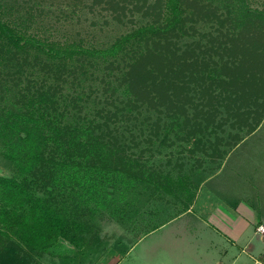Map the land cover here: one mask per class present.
Returning <instances> with one entry per match:
<instances>
[{"label": "trees", "instance_id": "trees-1", "mask_svg": "<svg viewBox=\"0 0 264 264\" xmlns=\"http://www.w3.org/2000/svg\"><path fill=\"white\" fill-rule=\"evenodd\" d=\"M14 1L0 0V94L6 95L11 87L18 98L12 107L0 108V134L11 135L13 141L5 156L25 171H31L43 158L45 165L55 164L56 149L68 144L70 149L60 166L71 177L83 169L98 175L106 171L126 174L133 182L151 183L153 174L143 177L138 160H132L126 149L143 142L153 144L161 127L165 133L158 145H171L173 142L167 144L170 135L176 132L178 140L191 136L194 148L199 149L200 140L194 136L201 133L203 125L207 128L215 121L221 125L223 120L251 133L264 116L263 9L257 10L248 29L232 36L230 43L235 46L227 48L226 54L241 56L233 63L223 62L216 51L208 53L206 44L201 49L207 34L198 40L191 36L198 22L224 26L228 21L227 15L222 18L223 14H218L217 6H211L217 0H77L80 4L92 1L86 6L92 10L103 5L100 11L116 22L131 23L102 46L60 32L53 37L73 19L76 6L65 12L58 9L53 19L50 10L54 5L38 2L36 8L40 15L44 13L41 37L28 34L20 22L4 17L5 4ZM134 11L140 12L143 20H134ZM225 11L228 16L234 13L229 3ZM230 22L233 31V20ZM59 35L68 38L61 40ZM21 77H27L28 82L24 90L16 91ZM8 82L13 83L8 86ZM29 95L32 101L23 108L21 102ZM223 113L225 118L217 120ZM43 125L44 152L39 140ZM183 131L188 136H178ZM127 139L132 146L125 143ZM232 139L227 143L231 148L241 138L235 135ZM218 152L222 157L228 151ZM81 158L86 165L78 161ZM0 192L4 203L0 223L7 222L28 245L46 249L68 236L61 218L31 195L27 179L0 177Z\"/></svg>", "mask_w": 264, "mask_h": 264}, {"label": "rangeland", "instance_id": "rangeland-1", "mask_svg": "<svg viewBox=\"0 0 264 264\" xmlns=\"http://www.w3.org/2000/svg\"><path fill=\"white\" fill-rule=\"evenodd\" d=\"M40 1L42 0H15L13 5L7 3L5 11L9 10L4 11V17L13 22H20L28 34L43 37L44 13L40 15L36 8ZM235 1L217 0L216 5L211 4L218 7V14L222 13V18L227 15L228 21L224 26L209 21L198 22L191 35L194 40H198L207 34L208 38L206 37L200 45L201 49H204L206 44L205 50L208 53L216 51L223 56V62L230 60L234 63L241 59V56L238 58L227 56V48L235 46L230 40L240 30L248 29L250 21L256 20L257 10H264V0ZM46 2L54 5L53 10H50V17L53 19L59 12L58 9L65 12L75 9V6L77 8L71 17L73 19L69 20L70 23L61 26V30L58 29L52 34L55 38L60 32L68 34L71 39L81 38L86 43L102 46L131 27V23L122 25L110 14L100 11L103 5L101 7L95 5L93 10L90 9L91 6L86 7L92 1L81 4L77 0ZM227 3L234 12L229 16L225 11ZM127 15H130L129 11ZM141 17L140 12L134 11V20H143L144 17ZM230 19L233 20V31L229 29L232 26ZM63 36L59 35L61 40L68 38ZM213 39L218 43L213 42ZM248 46L249 49L252 47L249 44ZM249 54L250 52H247L245 58ZM19 82L21 85L16 91L24 90L28 79L21 77ZM11 83L13 82L6 85L11 86ZM7 89L9 90L6 95L2 96L0 88V96L5 99L0 98V108L12 107L14 99L18 98H14L16 92L10 90L11 87ZM31 101L30 95L26 96L23 103L21 102L23 108ZM225 116L226 114L219 115L217 120ZM154 119L152 117V122ZM217 122L207 128L203 125L201 133L195 134L194 137L200 140L199 149L194 148L195 143L191 136L178 140L176 132L170 135L167 144L173 142L171 145H158L165 133L162 127L159 137L153 144L143 142L138 147L127 148L128 156L132 160L136 158L143 169V177L147 178L150 173L153 174L151 183L133 182L126 174H112L106 171L98 175L93 172L86 173L83 169L78 175L71 177L64 167L60 166L65 159L66 150L70 149L68 144H64L60 151L56 149L55 164L45 165L43 158L31 171H25L5 156L8 152L7 145L13 141L11 135L0 134V177L17 181L27 179L31 195L38 203L61 218L67 226L68 234L66 238L60 237L55 240L46 249L37 248L24 242L7 222L0 223V264H103L104 261L101 259L108 254L110 257H121L120 264H189L188 258H182V254L185 255L187 252L180 251L170 240L172 237L169 232L170 226L161 231L157 227L186 211V207H190L198 195H200L198 204L203 200L209 203L213 201L211 204H204V208L212 212L218 208L221 210L220 205L227 200V195L224 194V190L218 194L212 193L210 187L216 184V181L208 184V181L206 182L208 178L221 169L222 181L225 180L228 186L233 181L236 191L241 190L244 193V196L241 194L239 196L246 201L245 203L264 204V116L251 133H247V129L232 128L229 121L223 123L222 120L221 125H217ZM142 128H145V132L148 131L146 124H142ZM185 134L186 131L178 132V136ZM235 135H239L241 139L232 148L228 147L227 143L233 141L232 136ZM186 136L188 135L184 137ZM39 137L44 152V125L39 131ZM125 143L132 146L133 142L127 139ZM190 149L194 152L192 153ZM224 150L228 152L221 157L218 151ZM48 151L45 152L47 158L50 156ZM78 161L86 165L83 158ZM49 168L52 170L49 171ZM95 182L98 184L95 185ZM1 206H4V203L0 200V208ZM252 230V227H249L248 232L251 235ZM158 236L166 237L163 246L158 244ZM259 238L258 235L252 237L249 248L234 260L233 264H264V243ZM244 243L241 242L239 245L242 247ZM224 244L230 245L226 242ZM233 248L229 257L237 254L239 250L236 245ZM248 251L258 259L261 257L260 263H254Z\"/></svg>", "mask_w": 264, "mask_h": 264}, {"label": "crops", "instance_id": "crops-1", "mask_svg": "<svg viewBox=\"0 0 264 264\" xmlns=\"http://www.w3.org/2000/svg\"><path fill=\"white\" fill-rule=\"evenodd\" d=\"M220 173L221 169L206 182L208 181L209 184L216 181V184L210 187L212 193L218 194L224 190V194L227 195V200L220 205L221 210L218 208L212 212L204 208V204L209 202L203 200L201 204H198L200 199L198 195L186 211L157 227L161 231L170 226L169 232L172 234L170 240L180 251L187 252L185 255L181 254L183 259H189V264H233L234 260L249 248L252 237L258 235L260 241L264 243V233L256 231L258 225L264 226V204L245 203L246 201L239 196V194L244 196V193L241 190L236 191L233 181L229 186L225 180L223 182ZM249 227L253 229L252 235L248 232ZM158 237V244L163 246V243H166V237ZM224 241L230 245L224 244ZM241 242H245L242 247L239 245ZM235 245L239 250L237 254L234 256L231 254L232 257H229ZM248 254L254 263H260L261 257L258 259L249 251ZM120 260L121 257H110L109 254L101 259L106 261V264H120Z\"/></svg>", "mask_w": 264, "mask_h": 264}, {"label": "built area", "instance_id": "built-area-1", "mask_svg": "<svg viewBox=\"0 0 264 264\" xmlns=\"http://www.w3.org/2000/svg\"><path fill=\"white\" fill-rule=\"evenodd\" d=\"M256 231L259 233H264V226L262 224L258 225V227L256 228Z\"/></svg>", "mask_w": 264, "mask_h": 264}]
</instances>
